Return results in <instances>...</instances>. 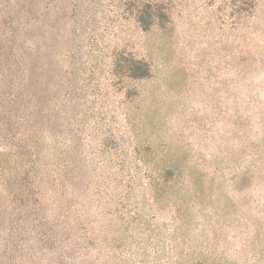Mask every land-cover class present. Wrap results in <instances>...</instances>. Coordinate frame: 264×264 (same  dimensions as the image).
<instances>
[{"label": "rangeland", "instance_id": "rangeland-1", "mask_svg": "<svg viewBox=\"0 0 264 264\" xmlns=\"http://www.w3.org/2000/svg\"><path fill=\"white\" fill-rule=\"evenodd\" d=\"M151 1L147 31L136 0L29 4L23 106L0 115V264H264V0ZM37 123L63 186L20 212L11 136Z\"/></svg>", "mask_w": 264, "mask_h": 264}, {"label": "trees", "instance_id": "trees-1", "mask_svg": "<svg viewBox=\"0 0 264 264\" xmlns=\"http://www.w3.org/2000/svg\"><path fill=\"white\" fill-rule=\"evenodd\" d=\"M32 3L33 0H0V115L2 116H6L8 112L10 116L13 105L18 106L14 113L23 106L26 65L31 61L33 49L25 40H20L18 34L25 32L29 24L28 17L32 14L29 4ZM135 3L137 22L144 31L154 25V20L165 18L160 13L157 3L151 0H136ZM155 14L158 15L155 16ZM17 39L21 43H15ZM6 42L7 48L4 49L3 45ZM123 64L132 78H144L149 74V68L144 62L131 59ZM11 137L17 138V141L11 144V153L13 152V155L23 160V164L15 169L13 176L17 189L22 188L20 193L16 191L21 202L17 209L24 212L32 208L38 212L41 210L38 200L44 185L51 183L56 188L63 186L58 178L59 167L48 161V152L43 148L44 137L40 123L29 127L26 134ZM154 171L156 177L163 180L176 175L174 168H160ZM33 198L37 200H32ZM27 202L30 203L29 206ZM43 238L45 239V236ZM91 239H93L92 236Z\"/></svg>", "mask_w": 264, "mask_h": 264}]
</instances>
